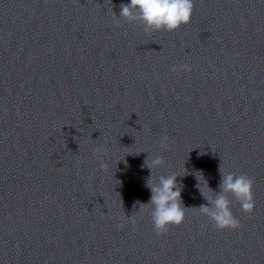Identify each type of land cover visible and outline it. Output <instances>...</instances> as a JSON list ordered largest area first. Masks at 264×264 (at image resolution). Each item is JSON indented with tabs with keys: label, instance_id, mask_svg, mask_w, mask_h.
Returning a JSON list of instances; mask_svg holds the SVG:
<instances>
[{
	"label": "clouds",
	"instance_id": "9594fccd",
	"mask_svg": "<svg viewBox=\"0 0 264 264\" xmlns=\"http://www.w3.org/2000/svg\"><path fill=\"white\" fill-rule=\"evenodd\" d=\"M119 16L112 11L114 25L119 27V18L125 19L128 23L138 22L143 25L144 31H168L178 30L182 25L190 23L194 3L193 0H130V3L120 5ZM112 10V9H111ZM191 65H174L171 71H191ZM169 137L164 135L160 139V147L167 150ZM100 157V166L107 169L108 165L103 160V155L107 154L103 145L94 149ZM165 163L162 155L155 156L149 161L145 160V166L150 170L151 175L146 182V186L151 191V198L148 203H136L139 210L148 207L150 209L151 221L154 231L161 235L169 230L171 226H179L185 219L186 209L183 205L181 192L182 186L177 183L175 173L170 175H160L153 180L152 170ZM221 182L218 185L219 191H213L208 186V181L201 172L196 173L198 181L196 187L199 189L207 204H202L198 209L201 215L211 220L215 227L220 230L237 229L241 227L240 221L233 214V200L240 205V209L245 214L254 211L255 201L253 196L254 178L246 174H236L225 172L221 166L219 168ZM199 174V175H197ZM203 181V184H201ZM206 192L209 195H206ZM131 222L135 224L134 216H130Z\"/></svg>",
	"mask_w": 264,
	"mask_h": 264
}]
</instances>
